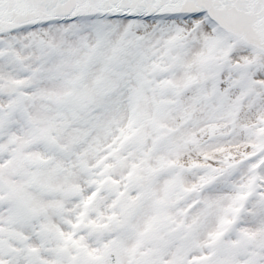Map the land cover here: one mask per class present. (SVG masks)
<instances>
[{
  "label": "snow or ice",
  "instance_id": "1",
  "mask_svg": "<svg viewBox=\"0 0 264 264\" xmlns=\"http://www.w3.org/2000/svg\"><path fill=\"white\" fill-rule=\"evenodd\" d=\"M0 264H264V0H0Z\"/></svg>",
  "mask_w": 264,
  "mask_h": 264
}]
</instances>
